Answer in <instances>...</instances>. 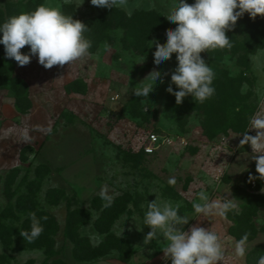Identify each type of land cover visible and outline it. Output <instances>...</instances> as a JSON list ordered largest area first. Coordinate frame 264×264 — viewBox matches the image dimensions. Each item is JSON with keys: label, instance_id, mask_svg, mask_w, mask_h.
I'll use <instances>...</instances> for the list:
<instances>
[{"label": "rangeland", "instance_id": "obj_1", "mask_svg": "<svg viewBox=\"0 0 264 264\" xmlns=\"http://www.w3.org/2000/svg\"><path fill=\"white\" fill-rule=\"evenodd\" d=\"M174 2L128 0L126 8L106 9L90 0H0V23L49 3L107 24L84 34L90 55L51 69L37 57L19 66L0 45V264H171L163 236L144 244L151 229L143 218L156 198L180 204L178 215L190 219L185 231H215L222 264H257L264 255V181H249L258 176L253 150L240 145L242 133L257 134L250 118L264 115V17L245 13L226 32L231 49L201 53L215 72L210 99L188 96L178 105L166 91L176 54L159 69L167 75L149 99L136 97L133 89L155 70L150 43L166 44L176 27L165 17ZM131 109L140 117L132 119ZM151 134L162 144L147 155ZM200 191L234 198L237 207L227 219L196 214ZM31 212L47 217L34 241L20 235L30 231ZM245 233L247 253L237 258L234 245Z\"/></svg>", "mask_w": 264, "mask_h": 264}, {"label": "clouds", "instance_id": "obj_2", "mask_svg": "<svg viewBox=\"0 0 264 264\" xmlns=\"http://www.w3.org/2000/svg\"><path fill=\"white\" fill-rule=\"evenodd\" d=\"M90 2L93 6L106 9L126 8L128 5V0ZM245 13L253 19L264 17V0H194L192 4L187 0H175L172 10L165 17L169 24L176 27L167 31L166 44L161 45L158 41L150 43L155 45V70L133 89L134 95L149 99L155 86L163 83V76L167 75H162L159 69L176 54L177 67L166 89L175 97L176 103L181 104L188 96L200 103L213 97L216 92L213 86L215 72L201 53L209 49H231L233 43L226 32ZM89 29L82 21L64 14L58 5L42 3L35 10L11 16L0 23V45L4 46L5 57L14 59L19 66L28 65L33 57H37L40 65L51 69L56 65H70L90 55L92 43L84 35ZM26 45L29 51L22 53L21 49ZM103 47L106 52L111 49L107 42ZM172 85L178 90L174 91ZM250 125L251 129L257 130V134L242 133L240 145L250 144L253 150L251 159L255 162L258 176L250 175L249 181H264V115L259 112L254 114ZM24 139H30L27 133ZM175 182L174 178L168 180L169 184ZM105 193L106 189H102L101 196L107 199ZM198 197L199 202H193L192 208L196 214L203 216L227 219L228 213L237 207L235 199L226 195L211 199L207 192L200 191ZM180 207L179 203L158 202L157 198L147 203L142 225L150 227L151 231L147 233L144 244L151 241L160 244L159 237L163 236L164 258H170L171 264H222L225 250L220 236L211 228L198 225L185 231L183 226L189 224L190 219L186 215H178ZM29 217L30 231H22L20 235L24 240L34 241L44 231L42 221H46L47 217H37L35 212L29 213ZM247 243L248 234L245 233L235 242V257H245ZM257 264H264V255L258 257Z\"/></svg>", "mask_w": 264, "mask_h": 264}, {"label": "trees", "instance_id": "obj_3", "mask_svg": "<svg viewBox=\"0 0 264 264\" xmlns=\"http://www.w3.org/2000/svg\"><path fill=\"white\" fill-rule=\"evenodd\" d=\"M105 20H106L105 17H99V18H92V19H89V20H85V21H82V22L85 23L89 28L93 27V28L96 29L97 27H99L101 25H103V26L107 25L105 23ZM144 22L147 23L148 21H144ZM140 103H141L140 100H135L134 101V105L136 106V108H138L140 106ZM133 109H131L130 112H129L130 115L132 116V119L139 118L140 117V115H138L139 111L138 110H133Z\"/></svg>", "mask_w": 264, "mask_h": 264}, {"label": "built area", "instance_id": "obj_4", "mask_svg": "<svg viewBox=\"0 0 264 264\" xmlns=\"http://www.w3.org/2000/svg\"><path fill=\"white\" fill-rule=\"evenodd\" d=\"M162 144L161 139L156 134H151L148 139V144L143 148L147 155H153Z\"/></svg>", "mask_w": 264, "mask_h": 264}]
</instances>
